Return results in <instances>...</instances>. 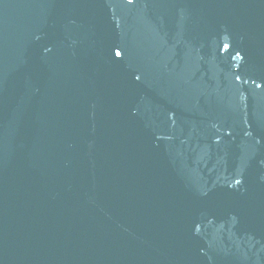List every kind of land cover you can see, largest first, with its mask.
<instances>
[{
	"label": "water",
	"instance_id": "95a60500",
	"mask_svg": "<svg viewBox=\"0 0 264 264\" xmlns=\"http://www.w3.org/2000/svg\"><path fill=\"white\" fill-rule=\"evenodd\" d=\"M0 264H264V0H0Z\"/></svg>",
	"mask_w": 264,
	"mask_h": 264
}]
</instances>
